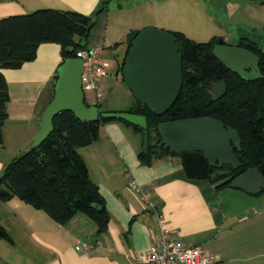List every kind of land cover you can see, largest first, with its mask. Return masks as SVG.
Listing matches in <instances>:
<instances>
[{
    "label": "crops",
    "instance_id": "crops-1",
    "mask_svg": "<svg viewBox=\"0 0 264 264\" xmlns=\"http://www.w3.org/2000/svg\"><path fill=\"white\" fill-rule=\"evenodd\" d=\"M102 1L0 0V18L45 8L73 10L92 16L95 23L87 45L102 47V54L110 12L109 0L101 8ZM170 2L139 0L128 13L143 11L145 15L157 19L161 13L171 12ZM122 10L123 7L117 4L116 11ZM128 13L117 18L120 27L129 23L122 18ZM143 24L167 28L157 20ZM101 25L104 34L98 39L96 31ZM143 26L147 25L128 27L125 32L139 31ZM213 36L227 45H236L240 37H247L240 35L236 41L228 43L227 35ZM115 43L111 45L114 49L122 44L115 46ZM119 59H116L117 73ZM60 63L59 45L44 43L37 47L32 61L16 69L1 70L7 84L8 102L7 119L1 130L0 174L9 162L7 157L9 160L30 147L42 112L53 96L56 68ZM101 82L102 79L99 87L103 86ZM104 100L95 103L91 97L84 96L87 104H98L101 112L100 105ZM124 108L117 105L104 111L123 112L127 109ZM8 142L11 150L9 156L4 152V149H8ZM141 148L140 134L119 122H109L100 127L96 141L78 149L91 181L98 186L105 201L109 214L105 232L96 233L94 222L82 214L60 225L43 211L18 199L12 210L5 203L2 204L0 226L11 242L0 239V264H142L136 256L158 238L157 215L161 216L173 238L202 248L212 260L211 264H256L253 263L254 258L262 255L261 252L252 254L259 242L253 237L252 216L245 213L247 205L230 206V210H226L218 199L219 190L207 181L186 179L180 160L175 156H163L153 160L150 165H142L137 158ZM129 180H134L137 188H129ZM142 194L147 195V201L141 199ZM238 195L241 198V194ZM249 209L252 210V205ZM259 264H264V260Z\"/></svg>",
    "mask_w": 264,
    "mask_h": 264
},
{
    "label": "trees",
    "instance_id": "trees-1",
    "mask_svg": "<svg viewBox=\"0 0 264 264\" xmlns=\"http://www.w3.org/2000/svg\"><path fill=\"white\" fill-rule=\"evenodd\" d=\"M249 1L264 4V0ZM106 2H101V8ZM94 21L92 16L77 11L46 8L0 18V146L3 145L1 130L7 119L8 102L7 84L1 70L16 69L32 61L37 47L44 43L59 45L61 62L75 57L76 51L88 48ZM167 31L180 45L182 83L174 103L160 116L134 99L125 110L146 119L148 146L146 151L137 153L139 163L150 165L163 156H175L180 160L186 179L207 181L216 190L226 188L232 179L250 168H256L264 175V51L260 44L247 37H240L236 43L258 57L260 76L245 80L213 55L217 36L206 42H195L181 32ZM137 32L129 31L124 41L115 43V46L125 45L117 64L120 76L127 49ZM222 82L225 93L216 98L210 93L211 86ZM94 105L98 107V104ZM198 117L214 118L237 131L239 149H233L239 163L237 168L230 162L220 167L211 166L199 151L172 153L157 146L160 122ZM109 122L128 126L142 138L139 127L121 119L99 117L86 121L70 111L57 114L49 135L38 146L29 147L12 158L3 168L0 201L16 198L43 211L60 225L82 214L94 222L96 233L105 232L109 221L105 201L98 186L91 181L78 149L96 141L100 127ZM0 239L11 242L1 226Z\"/></svg>",
    "mask_w": 264,
    "mask_h": 264
},
{
    "label": "water",
    "instance_id": "water-1",
    "mask_svg": "<svg viewBox=\"0 0 264 264\" xmlns=\"http://www.w3.org/2000/svg\"><path fill=\"white\" fill-rule=\"evenodd\" d=\"M213 55L229 70L245 80L256 79L258 57L248 50L224 44L222 39L212 49ZM79 58H66L56 68L53 96L38 122V131L30 147L38 146L52 131L53 118L62 111L72 112L78 119L94 121L99 117L121 119L141 129L142 151L147 150V124L142 115L129 112H99L95 105L87 106L81 85L82 64ZM121 76L133 99L157 116L162 115L175 101L182 83L180 45L164 29L146 27L131 40L123 60ZM210 93L219 98L225 93V83L213 84ZM158 147L172 153L201 152L211 166L239 163L233 149H239L236 130L225 127L209 117L164 121L157 125ZM227 187L256 195L264 190V175L250 168L232 179Z\"/></svg>",
    "mask_w": 264,
    "mask_h": 264
},
{
    "label": "rangeland",
    "instance_id": "rangeland-1",
    "mask_svg": "<svg viewBox=\"0 0 264 264\" xmlns=\"http://www.w3.org/2000/svg\"><path fill=\"white\" fill-rule=\"evenodd\" d=\"M138 1L139 0H109L108 8L110 12L105 31L106 39L103 44V52L99 55L100 60L107 64L106 70L109 74L101 78L103 86H100L97 90L98 96L95 95V91L93 90H83L85 98L91 97L94 99L95 103H97L98 100H106H104L105 102L103 103L101 102L100 105V109L103 112L117 105H121L128 109L134 101L120 74L116 72V59L122 57L125 45L122 43L123 45L120 44L116 49L111 47L115 42L124 41L125 34L127 33L125 29L128 27H134L135 25L142 27V25H147L143 26V28L156 27L164 30L178 31L195 42H206L213 35L219 34L227 35L229 37L228 43H233L240 35H245L250 40L258 42L262 51H264V4L249 0H171V12L169 14L161 13L160 17L157 14L158 18L154 19L153 17L145 15L143 11L128 13L130 12L129 9ZM117 4L123 7L122 11H116ZM123 13L129 14L127 16L123 15L122 17L123 21H129V23H125L120 27L117 18ZM130 15H132V17L128 19ZM156 20L166 25L167 28L143 24ZM96 32V37L101 39L104 34L103 25L98 27ZM103 87L104 90H102ZM9 145L10 143L8 142V149H4V152L7 153L8 156L10 155L9 152H11ZM20 154L21 152L12 158ZM12 158L8 160L7 157V161H10ZM238 192L240 191L222 188L217 191L218 199L222 203V207L226 210H230V206L247 205L245 213L248 216H252L253 237L257 243L259 242L257 245L258 247L252 251V254H254V252H261L262 255V257L256 256L253 263L259 264L264 260V190L256 195ZM238 194H241V198ZM14 202L19 201H17L16 198L11 202L8 200L7 202L0 201V217H3L2 204L4 205L5 203L6 207H8V209L10 207L12 210ZM251 205L252 210L249 209ZM257 218H259V220H257ZM80 246L79 244V249Z\"/></svg>",
    "mask_w": 264,
    "mask_h": 264
},
{
    "label": "built area",
    "instance_id": "built-area-1",
    "mask_svg": "<svg viewBox=\"0 0 264 264\" xmlns=\"http://www.w3.org/2000/svg\"><path fill=\"white\" fill-rule=\"evenodd\" d=\"M102 47H88L76 51L75 58L81 59V85L83 90H93L97 95L100 79L107 74V64L99 59ZM128 187L137 188L134 180L128 181ZM147 195L141 199L147 201ZM258 212V211H257ZM158 238L149 247L136 256L142 264H211L212 260L199 246H189L170 235L160 215L156 216Z\"/></svg>",
    "mask_w": 264,
    "mask_h": 264
}]
</instances>
